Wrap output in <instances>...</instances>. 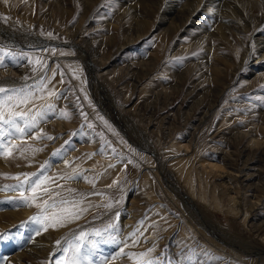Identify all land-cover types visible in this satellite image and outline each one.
Returning a JSON list of instances; mask_svg holds the SVG:
<instances>
[{
  "label": "rangeland",
  "instance_id": "rangeland-1",
  "mask_svg": "<svg viewBox=\"0 0 264 264\" xmlns=\"http://www.w3.org/2000/svg\"><path fill=\"white\" fill-rule=\"evenodd\" d=\"M187 1L0 0V86L45 112L22 136L2 126L0 212L19 214L0 264H65L81 231L101 233L91 264H264V0ZM35 175L79 218L36 223L19 187Z\"/></svg>",
  "mask_w": 264,
  "mask_h": 264
},
{
  "label": "snow or ice",
  "instance_id": "snow-or-ice-1",
  "mask_svg": "<svg viewBox=\"0 0 264 264\" xmlns=\"http://www.w3.org/2000/svg\"><path fill=\"white\" fill-rule=\"evenodd\" d=\"M2 63L0 61V64ZM48 94L49 96L56 95L54 92H49ZM31 99L32 93H23L21 90L0 86V137L6 135L2 126H8L10 129H14L15 133H19L22 136L26 129L35 128L38 121L43 119L45 115L43 111L37 112L35 116L29 119L25 118L23 112L16 111L21 105L31 102ZM48 107L51 108L52 105ZM63 115L66 117L67 114ZM19 121L24 122L23 127ZM7 134L11 135V133ZM47 139H54V137L49 136ZM10 145L11 141H8V143L0 146L2 148L0 155H11V152L8 151ZM16 179H19V177ZM46 180L47 177H42L41 175H35L34 178L26 176L19 186L23 188L25 184L28 185V191L32 195L24 197V202L28 205H35L41 211L42 215L35 218L36 223L44 224L45 230H47L48 227H63L67 223L78 219L80 211L78 209V202L62 199L60 202L61 207L59 211H56L57 203L54 200L49 203V200L52 199L51 195H48V199L43 198L44 195L49 193L48 189L41 188ZM21 195H23V192H21ZM37 201H40V203H37ZM68 205H71V207H68ZM91 237H101V233L99 231L93 233L81 231L78 234H73L71 241L68 243V248L65 249V252L71 251L72 255L65 261V264H82V262L91 264L89 258L95 254V250L98 247V241L91 239ZM4 239L5 234L0 233V241ZM105 264H107V261H105ZM149 264H151V261H149Z\"/></svg>",
  "mask_w": 264,
  "mask_h": 264
},
{
  "label": "bare ground",
  "instance_id": "bare-ground-1",
  "mask_svg": "<svg viewBox=\"0 0 264 264\" xmlns=\"http://www.w3.org/2000/svg\"><path fill=\"white\" fill-rule=\"evenodd\" d=\"M136 1V3L138 2L139 4H140V6H141V10H142V12H144L145 13V11H147L148 13L149 12H151L152 11V9L155 7L154 5L156 4V3H154L152 0H135ZM194 1L195 0H188L187 1V3H186V7H187V10L186 11H184V16H185V14H187V15H191L192 13H191V10H190V8L191 7H193L194 5H193V3H194ZM204 1V0H203ZM202 1V2H203ZM214 1H218V0H206V2H207V4H206V6L207 5H210V6H213V2ZM235 1H237L239 4H240V6L242 7V8H240L239 9V11H238V14H235V15H239V14H245L244 13V11L249 15L250 14V12H251V10L252 9H257V5H256V3L257 2H255V0H235ZM196 2H198V5H199V3H200V0H196ZM201 2V3H202ZM225 2H227L226 0H225ZM129 3V2H128ZM236 3V2H235ZM219 4H223L222 3V1H220V3H218L217 5H219ZM131 6V5H130ZM227 6L228 5H225L224 6V9L225 8H227ZM208 7V6H207ZM229 7V6H228ZM260 8V7H259ZM229 9V8H228ZM242 10V11H241ZM260 10H261V8H260ZM259 10V12L257 13V15H255V17H251V20H252V25L253 26H256V25H258L262 20H263V18H264V15H262V11H260ZM226 12V11H225ZM235 12V11H234ZM237 12V11H236ZM230 13V12H229ZM233 13V12H232ZM253 13V12H252ZM145 14H147V13H145ZM184 16H179V15H176V17H177V20L176 21H178V24L177 25H179V23H181L182 24V21H183V18H184ZM246 16V15H245ZM244 16V17H245ZM141 17V16H140ZM243 17V16H242ZM141 19V18H140ZM175 19V18H174ZM145 24V23H144ZM141 27V26H140ZM22 34V33H21ZM25 35V34H24ZM36 41H37V39H36ZM263 45V44H262ZM263 49H264V47H263ZM263 49H261V50H263ZM260 55H262V57L264 56V52H262V54H260ZM138 141V140H137ZM149 148V147H148ZM151 152V151H150ZM4 164V163H3ZM214 168H215V165H214ZM213 169V168H212ZM169 182V181H168ZM171 185H168V188H170L172 191H173V193H176L177 195H178V197L183 201V202H185L186 203V201H190L191 202V199L187 196V194L185 193V192H183V190H181V189H179L177 186H175L174 185V183L173 182H169ZM184 199H186V201L184 200ZM191 204V203H190ZM193 206V205H192ZM190 207V206H189ZM193 208L194 209H196L194 206H193ZM19 213L18 212H3V211H1L0 212V226L1 227H6L7 225H9V224H11L13 221H12V218H14V217H16L17 215H18ZM27 214V212H25L24 211V213H23V216L24 215H26ZM204 219V218H203ZM205 220V219H204ZM222 237V239H226L227 241H229L228 243H230V240L228 239V238H226V236H221ZM230 244H232V243H230ZM239 248H242V247H239ZM244 250V249H243ZM13 258L15 259V260H20V258H21V253H16L14 256H13Z\"/></svg>",
  "mask_w": 264,
  "mask_h": 264
}]
</instances>
